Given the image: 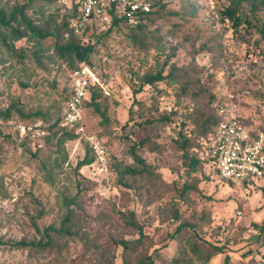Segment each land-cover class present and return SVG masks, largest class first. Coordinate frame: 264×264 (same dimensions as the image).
Returning a JSON list of instances; mask_svg holds the SVG:
<instances>
[{"label":"rangeland","instance_id":"obj_1","mask_svg":"<svg viewBox=\"0 0 264 264\" xmlns=\"http://www.w3.org/2000/svg\"><path fill=\"white\" fill-rule=\"evenodd\" d=\"M23 1L0 0V8L9 13L13 4ZM156 1L165 3V7L148 24V33L142 35L141 41L128 36L131 31L125 24L111 30L109 23L98 24L92 36L95 48L90 62L102 91L100 107L106 109L108 121L102 123L88 106L83 111V121L85 133L98 136L107 151L105 177L95 180L85 166L76 168L84 155L83 139L58 145L57 139L62 136L58 132L48 142L44 138L37 139L35 146L20 145L7 133L32 118L22 117L14 109L12 123L1 125L0 264H118L122 250L113 240L139 237L138 230L121 216L129 211L134 212L147 235L132 254L131 264H138L134 260L138 253L151 254L155 264H224L226 252L229 264H264V235L254 246L258 232L255 225L264 224L263 190L253 185H228L218 176L207 174L208 168L203 167L196 173L198 191H190L186 200L176 197L174 187L192 181V176L183 174L180 152L173 147L172 139L180 129L195 134L192 116L175 115L163 126L137 130V136L131 128L123 127L129 116L134 121L141 120L139 113L150 117L193 108L189 96L178 99L177 84L167 80L145 85L136 94L142 110L132 104L139 77L168 56L169 64L188 69L191 77L199 76L215 94L209 105L207 96L201 97L208 110L213 111L215 104L227 100L230 93L239 94L241 115L254 129L264 131V35L259 32L264 9L250 14V27L242 23L235 33L219 13L228 0ZM73 2H41L35 6L37 13H27L35 19L58 23L71 13ZM0 34V110L14 104L23 115L40 111L47 114L48 122L53 121L63 106L70 82L69 63L55 54L49 39L36 42L22 38L13 42L2 27ZM145 135L164 149L163 154L146 148L138 150L147 164L155 166L160 176L157 179L122 172L129 167L140 168L129 148ZM174 209L178 211L177 218L173 216ZM69 212L75 234L73 238L53 235L61 245L59 254L10 246L19 240L36 241L41 234L33 223L42 232L48 225L58 227ZM182 223L186 225L180 227ZM213 243L226 244L227 251L205 261L204 252Z\"/></svg>","mask_w":264,"mask_h":264},{"label":"trees","instance_id":"obj_2","mask_svg":"<svg viewBox=\"0 0 264 264\" xmlns=\"http://www.w3.org/2000/svg\"><path fill=\"white\" fill-rule=\"evenodd\" d=\"M57 0H24L22 3H15L11 6L9 13H5L3 8H0V27L4 30H8L9 36L13 42H16L22 38L27 40L34 39L36 42L44 41L49 39L53 44V49L55 54L61 58L65 59L69 66L71 67L70 73L77 67L78 64L86 62L91 64V54L94 52L95 43L92 41V36L94 30L98 25L95 21L92 20L90 24L86 25L82 35L88 36L89 40L84 41L80 36L75 35L72 31V21L75 20L79 15V0H74L71 4V13L64 15L58 23H53L50 19H43L41 17L34 18L29 16L27 13L28 10L32 12H38L36 10V5L41 2L52 3ZM165 3L160 1L151 0V10L149 12H140L138 13V21L135 25H129L123 17L117 16L113 11H111V18L108 25V30H111L113 27H118L120 24H125L129 26L131 33H127L128 36L135 41H141L142 35L148 33V24L152 23L154 18H156L159 12L164 9ZM261 9H264V0H228L226 6L219 10L220 15L227 19L230 22V26L233 28L235 33L239 32V27L242 23H246V28L250 27V20L248 19L250 14H253ZM262 35H264V23L259 29ZM2 36V34H0ZM3 43H6V39L1 37ZM20 54V53H19ZM170 57L165 56L161 64H158L152 71L145 72L139 77V84L133 89V101L132 104H137L138 108L142 110V103L138 101L135 96L143 90L145 85L154 86L155 84L167 80L177 84L178 92L176 97L181 99L183 97L189 96L193 101V108L184 107V109H174L170 110L168 113H159L155 116L144 117L143 113H139L142 116V119L139 121L132 120V117L129 116L127 119L124 128H131V132L136 135L137 130H145L147 128H153L158 126H163L170 123L175 115L183 114L185 118L193 117L196 131L195 134H191L180 129L177 136L172 139V144L175 150L180 152V164L185 170L186 176H192V181H184L180 187H174L176 197L180 200H186V196L190 191H198V182L199 179L196 177V173L199 172L203 167L208 168L207 174L210 176L216 175L212 166V157L208 153V148L213 140V129L217 121L220 119L218 112L219 106L230 102V99L224 100L219 104H215L214 110L210 111L206 108V104L209 105L215 99V94L211 93L206 83L202 81L199 76L191 77L189 75V70L183 68H177L173 63L169 64ZM169 64V65H168ZM168 69L167 73H164ZM69 89V85L67 91ZM67 91L64 96V102L67 99ZM207 96L206 104L202 102L201 97ZM102 97V91L99 89L98 85L95 84L89 89L88 95L83 102V111L85 106L92 107V110L97 113L102 123H107L108 119L106 116V109L100 107V99ZM200 105H203L205 108H202ZM62 108V107H61ZM60 108V109H61ZM11 109L18 111L19 115L22 117L32 118L31 121L36 119H47V114H44L40 111L33 113H28L23 115L20 109L16 105L12 104L4 110H0V127L5 125V123L11 124ZM181 111H184L181 113ZM129 114H133V110L130 107ZM241 121L250 129V131H256L251 125L247 123V120L243 115H240ZM131 122V123H129ZM183 124V123H182ZM84 126V121H83ZM184 124L182 125L183 128ZM58 132H61L62 136L57 139V144L63 145L67 140H73L76 138L84 140V155L77 161L76 168L87 166L91 163L95 154L91 149L89 142L81 134L65 130L57 126V123L52 124L46 128V134L41 137L31 138L29 134H20L18 130H13L8 132L7 135L12 136L15 140H18L19 144L23 143H32L36 145L37 139L46 138V142L50 140V137L55 136ZM137 136V135H136ZM98 137V136H97ZM141 148H146L148 151L155 154H163L164 149L154 141L148 135L139 137L136 141H133L130 145L129 151L133 159L140 164L139 169L135 168H125L122 172L129 173L131 176H143L146 175L149 178H160L159 174L156 172L155 166L147 164L139 155L138 150ZM35 152V151H34ZM35 153H32L34 155ZM110 165V163H108ZM104 179V178H103ZM102 179V180H103ZM120 182L122 178L118 179ZM228 185H232L229 181H224ZM254 187H259L264 191V181L261 185L252 184ZM246 187L249 185H245ZM176 202V199H174ZM173 216L177 218L178 211L174 209ZM125 223L130 227H133L138 230L139 237L134 240H127L119 238L113 240L115 246L121 247L122 255L121 262L118 264H131L132 254L136 249L143 244V240L147 238V235L143 233L142 225L137 223L133 211H129L126 215L121 214ZM71 212L67 213L64 218L60 221L58 227L53 225H48L43 228L42 232L39 231L38 227L35 226V230L41 234L39 239L36 241H25L19 240L11 243V247L15 248H28L34 249L36 251L43 252H61V245L58 244L54 239L53 235L66 236L68 238L74 237V232L71 230ZM186 223L180 225L184 226ZM189 225V224H188ZM257 237L254 239L255 244L258 243L259 238L264 235V224L258 226ZM195 249L197 245L193 244ZM255 249V248H254ZM251 250V249H248ZM256 250V249H255ZM226 244H212L209 249L204 252V260H209L210 256L215 253L226 252ZM134 260L138 264H155L151 254H142L138 253L134 257ZM230 255L225 254L224 264H229ZM242 264H249L247 261H243Z\"/></svg>","mask_w":264,"mask_h":264},{"label":"built area","instance_id":"obj_3","mask_svg":"<svg viewBox=\"0 0 264 264\" xmlns=\"http://www.w3.org/2000/svg\"><path fill=\"white\" fill-rule=\"evenodd\" d=\"M151 0H79V15L72 21V31L84 41L82 32L92 20L96 25L109 23L111 11L123 17L129 25L138 21V13L149 12ZM99 84L94 67L82 62L70 73L67 99L58 116L51 122L36 119L16 125L20 134L31 138L46 134V128L54 123L71 132L81 134L89 142L95 154L94 160L85 166L92 179L107 174V151L96 135L86 134L83 126V102L91 86ZM230 102L219 106L220 119L213 129V140L208 148L212 166L217 176L240 186L264 181V131H250L241 121L240 96L230 93ZM227 97V98H228Z\"/></svg>","mask_w":264,"mask_h":264}]
</instances>
